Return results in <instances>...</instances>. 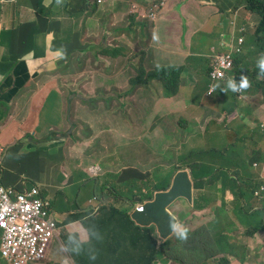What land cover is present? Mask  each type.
<instances>
[{"label": "rangeland", "instance_id": "1", "mask_svg": "<svg viewBox=\"0 0 264 264\" xmlns=\"http://www.w3.org/2000/svg\"><path fill=\"white\" fill-rule=\"evenodd\" d=\"M122 1L125 0H0V6L19 7L34 17L33 31L44 39L45 45L50 49L46 63L51 66L52 79L59 75L60 67L67 63L69 55L76 54V60H79V64L86 69L79 75L86 74L87 79L81 78L76 82L75 77L69 78L64 81V87L70 90L69 87L76 85L74 90L87 100L89 97H95L98 101L90 99V102L96 104L102 112L108 113L113 111L125 98L122 94H112L101 102L100 95L91 92L93 86L100 85V83H95V78H90L92 72H101L106 67L105 64L94 65L98 63V47L101 38L96 36L94 39L77 43L75 35L89 20V3L97 14H108L116 20L118 15L115 7ZM170 1L156 0L150 6L143 15L138 34L139 40H147L150 43L145 56L152 61L154 66L151 84L161 102L160 111L164 118L173 117V113L167 107L165 96L154 80L161 59L173 50L190 51L203 56L191 46L188 27L192 18L184 14L173 15L169 10ZM183 2L184 0L176 1L174 10H180ZM85 4L88 8L82 7ZM199 5L201 9L213 8V10L206 16H198V19L205 20L216 16L215 27L217 25L228 26L230 35L236 39V42L231 48L228 50L225 48L221 53L214 51L213 46H209L211 65L209 66V78L205 82V102L209 107L214 104L219 105L217 122L208 130L178 119L175 121L194 136H203L219 142L225 139L224 133L233 127L234 121L229 117V113L232 111L236 118V103L241 101L244 103L243 107L258 105L264 111V74H261L257 66L258 61L264 57V31L260 33L259 39L255 37L260 31L258 20L264 8L245 7L242 0H201ZM79 6L81 8L78 10ZM152 16L158 17L161 21L159 33L150 21ZM208 36L206 34L207 38ZM58 41L65 43L64 48L56 50L54 46ZM135 50V44L122 48L120 57L128 59ZM139 60L141 57L137 58L136 62ZM242 77H247L249 86L233 91L229 83L234 82L239 87ZM250 80H253V83H250ZM117 89L121 91L124 85L120 84ZM250 93L255 97V105H247L243 100ZM148 96V94H143L141 101L134 104L137 107L136 112L141 113L142 134L149 133L148 121L146 122L149 108L148 106L143 108L141 104ZM69 99L76 100L72 104V118L76 124L72 143L80 151L79 155L68 153L60 159H53L50 154L55 145L46 140L40 130L18 126L21 120L13 117L10 119L6 117L3 122H0V188L12 196L10 203L0 204V225L5 226V230L0 229V233L6 235L10 248L16 243L24 248L23 251L10 250L11 261L16 264L26 261L31 264H80L75 240L80 243L86 242L88 246H83L84 253H91L97 243L105 242V237L99 231L96 237L98 242H92L89 245V222L86 218L80 219L76 215L77 204L74 202L76 195L82 196V209L85 211L89 212V207L97 210L105 206H113L122 213L125 226L132 227L135 222L134 212L141 211L140 205L134 204V201H137L134 195L157 187L161 177H174L177 170L184 169H187L189 173L193 171L197 176L194 178L190 174L192 185L188 195L176 199L166 209L168 215L176 220L175 225L186 231V236L210 238L214 242L210 250L212 252L218 247L216 244L218 237L233 234L237 224L232 214L222 206L225 197L223 184L205 176L207 170L216 168L213 163L189 162L186 166L175 165L168 161L151 163L152 148L149 147V142L144 140L141 142V155L139 154L134 160H124L122 157L123 142L119 141L114 150L115 166L119 170L109 174L106 168H103L93 182H89V175L82 173L71 177L73 168L89 174V169L96 170L97 165L100 164L89 161V140H85L84 134L86 125L89 124L84 114L85 105L79 98L74 99L71 92H65L66 109ZM16 102L17 98L13 97L4 110L11 113ZM150 106L152 107L151 116H153L151 96ZM129 109L130 106H127L126 117L135 121L136 113ZM220 112L225 113V119L221 120ZM45 116L44 110H41V117ZM104 127L107 128L108 125ZM68 129L69 125L65 132ZM52 130L56 129L52 128ZM208 133L213 135L208 137L206 135ZM126 135L127 137L130 135L129 126H126ZM25 137L34 146L28 147L22 141ZM29 154H37L40 158L50 160L52 181L40 185L32 177L11 170L13 161L8 159L9 155L12 159L19 160ZM205 199L209 202H205ZM29 221L45 223L46 227L41 233H35ZM113 225L118 226L116 221ZM118 228L114 227L110 234L112 236L118 233L121 235V247L117 256L122 258V253L127 251L126 231L122 227ZM239 235L260 240L252 243L250 247L237 248L236 257L245 264H264V225L246 227L240 231ZM151 236L157 239V248L160 250L164 248L165 243L173 245L178 240L177 232L174 230L168 237H161L155 231H152ZM225 258L232 259V256ZM206 262L205 259L191 258L187 264H206ZM128 263L131 262L128 261ZM170 264L181 263L172 262Z\"/></svg>", "mask_w": 264, "mask_h": 264}, {"label": "crops", "instance_id": "2", "mask_svg": "<svg viewBox=\"0 0 264 264\" xmlns=\"http://www.w3.org/2000/svg\"><path fill=\"white\" fill-rule=\"evenodd\" d=\"M176 1L171 0L169 5V10L173 15L184 14L190 18H192V22L188 27V34L191 39V46L195 50L199 51L201 55H207L209 53V46H214L217 38L213 37L216 33V30L220 25L215 27V19L216 16H211L206 18L205 20L198 19V16H206L212 12L213 8L210 9H201L200 2L201 0H184L182 3V8L180 10H174V5H176ZM96 4V3H95ZM131 4L138 8V15L136 16L135 24L133 28L130 30L129 35H125V30L128 25L131 23V19L128 17V10L123 5ZM148 1L144 0H125L118 4H116L115 10L118 15L116 20L108 14H97L95 10L92 9V5L89 3V20L86 22L85 26L78 30L75 35V40L77 43L80 41H86L90 39H94L96 36L101 38L100 45L98 47L99 58H102V52H106L112 46H115L117 49V57L116 61L120 64V66H129L132 70L135 69L136 66L140 64H147L149 75L153 73V63L147 58L145 55L148 52L150 47V43L147 40H139V25L143 18V15L147 11ZM82 7L88 8V5L85 4ZM81 6L77 7L79 10ZM34 17L30 15V13L26 10H23L19 7L11 8L0 6V61L6 56L9 61L19 57L21 55H25L26 57L23 59L30 70L31 73H39L43 75V78H33L31 79L25 86L20 90V92L15 96L17 98V102L11 113H7L4 103V97L0 98V122H3L6 117H11L20 119L21 123L18 125H22L27 129H36L40 130V132L45 135L46 140H49L51 135L50 131L52 128H55V131H58L62 128V108L60 107L59 102V81L58 78L61 76V72L55 78H51V66L46 63V57L49 56L50 49L45 45L44 39L36 34L33 31L35 25ZM160 19L157 23L153 24L156 32L160 31ZM208 34V38L206 37ZM83 35V37H82ZM136 45V50L133 52L130 58L122 59L120 57V50L122 48L130 47L131 45ZM65 43L58 41L55 44L56 50L60 48H64ZM73 58L76 59V54H72ZM138 62H136L137 58H140ZM192 57H201L200 55L187 51V52H177L170 51L167 53L160 61V64L157 70L161 69H172L174 67L179 68L181 71L180 78L184 79L181 81V90L180 93L182 95H189L192 93L193 83L199 77V71L201 70V66L197 64L196 61L192 59ZM102 60V59H101ZM79 61V60H77ZM109 62V60H107ZM62 67V66H61ZM60 67V70H61ZM156 70V71H157ZM10 71L9 67L0 66V84L3 81L4 75H6ZM121 69L117 71L118 77L121 76ZM186 79V80H185ZM149 83V87L154 93V89ZM123 84L124 89L118 91L117 94H122L124 96V101L128 99L126 96L129 91H131L132 86L129 85L125 80H119L116 85L117 87ZM157 84V83H156ZM187 84H189L187 89ZM158 85V84H157ZM112 89L110 90V92ZM5 94V93H3ZM155 94V93H154ZM124 101L121 103L123 104ZM184 100H174L172 98H166L165 103L167 107H169L170 111L174 114L177 113H193L197 114L195 117V121H192L190 124H195L198 128L211 129L212 126L216 123L214 121L215 115L212 110H216L213 107L206 109L207 116L205 119H202L199 116L198 109L194 105L186 106L183 102ZM157 105V108L161 106V102L157 100L154 102V105ZM119 109V108H118ZM41 110H44L46 116L44 118L41 117ZM252 115H248V118H251ZM241 120H236L233 124L231 130H227L224 133V140H219L216 142L215 140H210L209 138H205L203 136H194L190 135L182 138L181 140H186L190 142V145L187 147H181V151H176L175 153H171L169 148L171 147V143L177 141V135L180 134V130L173 126L171 123H167V126L170 128L166 131V146L164 147V151L167 152V157H173L175 159L181 158L186 162H195L198 164H207L212 163L213 155H205V152L213 151L214 147L219 144L230 143L232 145L235 141V136L241 131L240 126ZM179 127H181L179 125ZM185 133H190L189 130H185ZM208 137H211L213 134H206ZM22 141L28 146H34V144L27 138H23ZM120 141V138L116 140L114 146ZM92 141L89 140V145ZM262 141H260V136L258 134L252 136V140L248 141L245 144L238 145L237 152H240L243 157L248 156V154L257 149L258 146L262 145ZM67 145V144H66ZM61 150V146H55L54 150L50 154L53 159H56V154ZM232 155L225 160L224 167H228L231 170H239L238 168L243 166L239 162H234ZM163 156V154L156 153V157ZM28 157H33L34 162H36V169L28 171L24 168V164L27 161ZM8 159H11L12 167L11 170H15L18 173L28 175L32 177L36 183L42 185L47 182L53 180V174L51 172L50 160L40 158L37 154H29L27 156L21 157L19 160H14L9 155ZM90 161V160H89ZM241 178L243 180L247 179V171L241 168ZM113 170V168L111 169ZM211 169L205 172V176L209 179L213 178L216 174L209 177L208 173ZM80 170L73 168L71 170V177L78 173ZM224 175H226L224 173ZM195 174V178H196ZM227 176V175H226ZM72 179V178H70ZM90 179V178H89ZM231 179V178H230ZM232 180V179H231ZM187 191V190H186ZM180 188L176 187V196L178 198L186 197V193H179ZM77 203L82 205L83 198L78 195L75 196ZM205 202H209L208 199H205ZM254 201L252 200V205ZM173 204V203H172ZM152 221H150L151 223ZM176 223V220L173 218L170 223V232H173V225ZM94 226L93 223H89V227ZM168 235H159L161 237H168ZM256 243L252 241L249 237H241L239 232L235 228V231L230 236H220L218 237L216 244V251H210L211 246L214 242L208 237H191L186 245L187 255L189 258H186L185 261L188 262L191 258L205 259L207 260L206 264H216L222 260V256H232L235 253L237 248L242 246H249L251 244ZM172 247H176V244L170 245ZM196 256V257H191ZM223 261V260H222Z\"/></svg>", "mask_w": 264, "mask_h": 264}, {"label": "trees", "instance_id": "3", "mask_svg": "<svg viewBox=\"0 0 264 264\" xmlns=\"http://www.w3.org/2000/svg\"><path fill=\"white\" fill-rule=\"evenodd\" d=\"M153 1V0H144ZM243 5L245 7L252 6L254 8H264V0H244ZM128 10V17L132 20L131 23L125 30V35H129L130 30L133 28L138 13V8L134 5L127 4L123 5ZM259 33H256L255 37L258 38L259 34L264 31V12L259 17ZM259 39V38H258ZM103 62L109 63L110 66L105 67L101 72H97L95 83L100 85L93 86L91 92L100 95L103 98L110 90L116 85L119 80H125L129 85L132 86L131 91L127 93L128 99L119 107V109L108 116L102 115L94 106L89 105V108L85 110V116L87 122H89L87 129L84 134L85 137L89 138L92 143L100 140L103 137L102 122L107 120L110 122V140L109 144L104 149H96L92 147L89 150V159H102L107 162H112L113 158L109 154L116 140L121 137L127 138V143L124 148V155L130 156L136 147H141L142 140L148 141L149 143H159L166 140V131L164 126L161 124L157 112L158 98L155 93L149 87L150 75L147 64H140L136 66L134 70L129 66H120L116 61L117 49L112 46L106 52H102ZM109 60V62H107ZM121 69V76L118 77L117 71ZM173 84L169 87H163V95L165 98H172L174 100H184L185 97L180 93L181 87L176 86L177 80L175 78L170 79ZM143 94H148L142 104V107L149 108V116L146 118L149 125V133L142 134L141 126L143 124L141 113L136 112L137 107L134 105L141 101ZM150 96L153 102L154 114L151 116L152 107L150 106ZM127 106H130V111L136 113L135 121L130 120L126 117ZM126 119L131 121L130 135H124L123 123ZM257 125L254 122L246 120L242 121L241 131L235 136V141L232 145L230 143L219 144L214 147L213 151L205 152V155H213L212 163L216 165V172H210V175L216 174L210 180H217L223 184L225 189V197L222 201L224 209L228 210L229 213L235 219L236 229L240 231L244 228L264 225V204L258 203L264 198V162L261 158L259 149H254L248 156L243 157L240 152H237L238 145L245 144L252 140V135ZM264 141V137H263ZM262 141V142H263ZM190 145L189 141L184 140L179 145H173L169 148L171 153L181 151V147H187ZM68 148L60 150L56 157H61ZM72 151L78 152L77 146L74 145ZM232 153L234 162H239L243 166L239 167V170H231L228 167H224V162L227 160ZM181 159V158H178ZM264 159V157H263ZM24 168L28 171L36 169V162L34 160H27L24 164ZM241 168L247 171V179L241 178ZM178 171V170H177ZM224 173L227 175H224ZM194 175V174H193ZM89 178H93L92 174H89ZM171 178L167 177V180L159 179L160 184L157 187L151 189L148 194L141 193L140 195H134L137 202H145V211L143 213H137L138 222L140 224L147 225L149 221L155 219L154 227L159 229L163 234L170 232V220L169 215L166 212V208L171 203V200L176 198V187L180 188L179 193H186L188 186L191 185V180L188 178L186 173H179L175 180L174 186L171 191L168 190L171 187ZM232 180H231V179ZM252 200L254 201L252 205ZM79 208V207H76ZM89 218L91 220L96 218V213L89 211ZM117 222L118 226H114L113 223ZM97 223L99 230L105 237V242H99L95 245V249L91 253H83L77 255L80 264H157L163 256V249L157 248V239L151 236L153 228H146L136 226L133 223L132 227H126L122 219V213L119 209L113 206H105L99 209L97 217ZM117 227H122L126 231V242L127 251L122 253V258L117 256V252L121 247V235L118 233L112 236L111 230ZM104 230V231H103ZM97 229L89 228V245L92 242H98ZM252 241L257 242L258 238L249 237ZM88 244H83L85 246ZM168 256L176 259L177 263L183 264L186 258V244L181 242L178 246L167 252ZM121 256V254H120ZM95 257V259H92ZM130 261L131 263H128ZM224 261H219L217 264H224Z\"/></svg>", "mask_w": 264, "mask_h": 264}, {"label": "clouds", "instance_id": "4", "mask_svg": "<svg viewBox=\"0 0 264 264\" xmlns=\"http://www.w3.org/2000/svg\"><path fill=\"white\" fill-rule=\"evenodd\" d=\"M99 3L101 1H98ZM156 2V0L150 1L148 2V6H147V10H149L150 6L153 5ZM244 2V0H242V3ZM96 3V2H95ZM4 6V5H3ZM238 6V5H237ZM4 7H8V6H4ZM223 13V12H221ZM159 20L158 17L156 16H152L150 18L151 23L155 24L157 23V21ZM260 21V19L258 20ZM260 35V34H259ZM213 37L217 38V41L215 43V45L213 46L214 51L216 52H223L225 50V48L228 50L229 48H231L235 42L236 39L233 38L230 35L229 32V27L226 25H220L219 28L216 30V33L213 35ZM258 38H260L258 36ZM26 56L25 55H21L19 57H16L15 59L9 61L7 59V57L5 56L1 61H0V66H5V67H9L10 71L4 75L3 77V81L0 84V98L4 97V103H5V107L7 106V103L9 102V100H11L13 97L17 96V94L20 92V90L22 88H24V86L33 78H43V75H40L39 73L35 72V73H31L27 63L23 60ZM102 57V56H100ZM102 58H98V63H95V66H98L99 64H105L106 67L110 66L109 63L103 62V60H101ZM192 59L194 61L197 62V64L199 66H201V70L199 71V77L196 79V81L193 83V89H192V93L191 94H185L184 97V103L186 106L194 105L199 112V116L202 119H205L207 116V111L206 109L210 108L206 102H205V96H206V91H205V82L207 81V79L209 78V66L211 65V54L210 51L207 55H204L202 57H192ZM258 68L260 69L261 74H264V57H262L259 61H258ZM81 71H86V69H84L83 66H81L79 64V61H77L76 59L73 58L72 54L69 55L68 61L67 63H65L62 67H61V76L58 78L59 81V90H60V94H59V104L60 107L62 108V128L58 131H53L51 129L50 133V137H49V141L51 143H53L55 146H61V150L68 148V151H66L61 157H56V159H60L62 157H64V155L70 153L73 155H79L80 151L78 150L77 153H74L72 151L74 144L72 143V138H73V133L76 130V124L75 121L72 118V113H73V107L72 104L74 103V101L76 100H72L69 99L68 100V105H67V109H66V103L64 100V93L65 92H71L72 93V97H74V99L79 98L80 101L85 105L84 108L85 110L88 108V105H92L94 106L102 115L104 116H108L110 114H113L114 112H116L118 110V108L122 105V103H120L113 111L108 112V113H104L102 112L98 106H96V104H92V102H90V99H95V97H89V100H87L83 95H80L76 90H74V87L76 85H73V87H69L70 90L66 89L64 86V81L68 80L69 78H73L75 77V81L78 82L79 79L84 78L87 79V75L86 74H82L79 75V73ZM87 73V72H85ZM97 71H93L90 78H94V76H96ZM180 74L181 71L179 68H172V69H161V70H157L155 72L154 75V80L155 82L158 84V87L163 90V87H169L170 84H173V82L170 79L175 78L177 80L176 82V86H180L181 87V81H184V79L180 78ZM152 75L153 73L150 75V81H152ZM186 80V79H185ZM250 83H253V80H250ZM187 89L189 84L186 85ZM249 86L248 83V79L247 77H242L241 82L239 83V87H237V84L234 82H230L229 83V87L233 90V91H238L240 89L243 88H247ZM5 93V94H3ZM112 94H117V85H115L112 88V91L109 92L108 94H106L103 98H100V101H104L108 96L112 95ZM155 95V94H154ZM166 99V98H165ZM96 101H98L97 99H95ZM127 100V99H126ZM125 100V101H126ZM245 100L247 105H255V97L252 95V93H250V95L246 98L243 99ZM242 100V101H243ZM99 101V102H100ZM124 101V102H125ZM244 103H242L241 101H239L238 103L235 104L236 110H237V116L235 118L234 114L232 113V111H230L229 113V117L231 118L232 121L236 120H241V125H242V121L246 120L249 122H254L256 123L257 127L253 133L252 136L258 134L260 136V141H263V137H264V111L260 108V106L255 105L253 107H243ZM211 107H213L216 110H212V112L215 115L214 121L217 122L218 116V109H219V105H212ZM68 110V111H67ZM157 112H158V116H159V120L161 122V124L164 126L165 131H167L170 127L167 126V123H171L173 126H175L176 128H178V130H180V134L176 136V138L178 139L177 141L171 143L170 146L173 145H179L183 142V140H181L184 137L190 136L191 133H185V128L179 127V124L175 121V119L181 120L184 123H188L190 124L192 121H195V117H197V114H193V113H189L188 111L185 113H177L174 114L173 117H169V118H164L161 114L160 111V107L157 108ZM85 114V111H84ZM248 115H252L251 118H248ZM86 117V116H85ZM220 118L221 120L225 119V113L224 112H220ZM87 120V119H86ZM108 125L107 128H105V125ZM67 125H69V129L67 132H65ZM241 125L239 126L241 128ZM110 122H108L107 120H104L102 122V130H103V137L100 140H97L95 143H91L89 145V150L94 147L96 149H104L108 146L109 144V140H110ZM126 126H129V130L131 127V121L129 119H126L123 123V131H124V135H126ZM88 127V124L86 125V129ZM85 129V130H86ZM228 130H231L228 129ZM85 132V131H84ZM85 140H89V138L85 137ZM120 141L123 142V147H122V157L124 160H134L137 158V156L140 154L141 155V147H136L132 154L128 157H126L124 155V148L125 145L127 143V138L126 137H121ZM263 144L258 146V149L261 153V158L262 161L264 162L263 159V146H264V141L262 142ZM67 144V145H66ZM167 142L163 141V142H159V143H149V147L152 148V151L150 152V158H151V163H163V162H169V163H173L175 165L180 164V165H188L189 163L186 162L184 159H175L173 157H167V152L162 150L164 149V147L166 146ZM116 146H114V148L112 149V151L109 153L112 158L113 161L112 162H107L104 161L100 158L98 159H89L92 162H98L95 164H100L97 165V169L96 170H90L89 169V174H92L93 178L89 179V182H93L97 179L98 175L100 174V172L102 171L103 168H106V170L108 171L109 174H112L114 172H116L118 169V167L115 166V156H114V150H115ZM156 153L158 154H163V156H159L156 157ZM33 157H28L27 160H33ZM113 168V170H111ZM214 171V173L216 172L215 169H211L208 173V176L211 177L213 175H210V172ZM82 172V171H81ZM191 173H189V171H187V169L184 170H178L174 177H172L173 179H171V187L168 190L171 191V188L174 186V188L172 190L175 189V180L177 178V176L179 175V173H186L188 178L191 180V185H192V179H191V175L194 176L195 178V173L193 171H190ZM83 175H89L87 174V172H82ZM194 174V175H193ZM167 177H161L162 180H167ZM191 185L188 186L186 194L188 195L189 190L191 188ZM149 192H151V189L148 190L147 192H145V194H148ZM79 195V194H78ZM76 195V196H78ZM136 195H140V193L136 194ZM135 195V196H136ZM177 198V197H176ZM176 198L171 200V203L169 204V206L172 205V203L176 200ZM12 201V196L5 191L4 189L0 188V204L1 203H10ZM74 202L77 204L76 206L79 208H76V215L78 218L83 219L86 218L89 223H93L94 226H91L89 228H95L97 229V233L100 231L99 230V225L97 223V217L99 214V209L95 210V209H91L89 207V211H92L94 213H96V218L91 220L89 218V212L85 211L84 209H82V205L77 203L76 199L74 198ZM140 205L141 211L139 212H134L133 216L135 219V225L136 226H140V227H146V228H153L155 229V232H158L159 235H168L171 234V232H168L167 234H163L159 229L155 228V219H152L151 223L149 221V223L147 225L144 224H140L138 222V217H137V213H143L145 211V202H137ZM258 203L260 204H264V198L262 200H260ZM168 206V207H169ZM167 209V208H166ZM167 212V210H166ZM168 214V213H167ZM173 219V216L169 215V220L171 223V220ZM85 221V220H84ZM29 225L31 226V228L33 229V231L35 233H41L44 229H45V223H39V222H35V221H29ZM0 229L5 230V226L4 225H0ZM173 230L177 232L178 235V240L175 242L176 247L178 246V244H180L181 242H184V244L187 245L188 241L190 240L191 236H186L187 233L186 231L179 229L178 225H173ZM9 242L8 238L6 237V235L4 233H0V264H15L13 262H10V260L5 256L4 254V250H5V246L7 245V243ZM75 246L78 247L77 249V255L79 254H83L84 253V248H83V244H87L86 242L80 243L78 241L75 240ZM18 251H23L24 248L19 244L16 243ZM176 247H172L170 246L168 243H165V246L163 248V256L162 258L158 261L159 262H166L167 264H170L172 262L177 263L176 259L168 256L167 252L171 251L173 249H175ZM189 255H186V258H189ZM191 257H196V256H191ZM226 256H222V260L224 261V264H245L243 263L240 258L236 257L235 253L232 255V259H226ZM185 258V259H186ZM92 259H95V257H92ZM184 259L183 264H187L188 262H186ZM21 264H31L29 261L23 262ZM217 264V263H216Z\"/></svg>", "mask_w": 264, "mask_h": 264}, {"label": "built area", "instance_id": "5", "mask_svg": "<svg viewBox=\"0 0 264 264\" xmlns=\"http://www.w3.org/2000/svg\"><path fill=\"white\" fill-rule=\"evenodd\" d=\"M10 250H12V251H18L17 245L14 244V245L12 246V248H10V246H9V242H8L7 245L5 246V250H4V254H5V256L10 260V262H13V261H11V259H10V257H9V252H10ZM13 263H14V262H13ZM15 264H16V263H15Z\"/></svg>", "mask_w": 264, "mask_h": 264}]
</instances>
